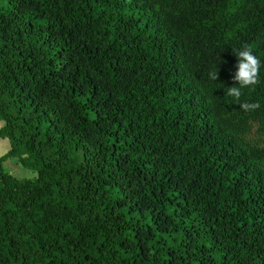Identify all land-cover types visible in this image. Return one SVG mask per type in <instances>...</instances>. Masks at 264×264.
Here are the masks:
<instances>
[{"label": "trees", "instance_id": "16d2710c", "mask_svg": "<svg viewBox=\"0 0 264 264\" xmlns=\"http://www.w3.org/2000/svg\"><path fill=\"white\" fill-rule=\"evenodd\" d=\"M0 122V264H264V0H0Z\"/></svg>", "mask_w": 264, "mask_h": 264}, {"label": "clouds", "instance_id": "9594fccd", "mask_svg": "<svg viewBox=\"0 0 264 264\" xmlns=\"http://www.w3.org/2000/svg\"><path fill=\"white\" fill-rule=\"evenodd\" d=\"M238 58L237 68L234 80L238 82L239 87L232 86L228 88V95L239 99L242 95L241 89L255 86L259 82V70L261 67L260 59L252 52L250 48H243L236 54ZM218 72H210V78L216 80ZM260 105L241 103L240 108L243 110H251L258 108Z\"/></svg>", "mask_w": 264, "mask_h": 264}, {"label": "rangeland", "instance_id": "374dc122", "mask_svg": "<svg viewBox=\"0 0 264 264\" xmlns=\"http://www.w3.org/2000/svg\"><path fill=\"white\" fill-rule=\"evenodd\" d=\"M0 124L3 125L2 122H0ZM256 139H257V136L254 135V134H251V135L248 137L247 140H248V141H251V142H254ZM3 144H6V146L9 148V143H8L7 140H0V157L3 156V155H5V153H6V152H3V149H2ZM11 159L15 160V162L17 163V166H18V167L20 168V170H21V175H20V176H16V178H17L18 180H22V179L34 180V179L36 178V174H35V173H33V172H31V171H29V170L24 169L23 167H21V166L18 164L17 160L14 159V158H10V159H8V160L5 162V164H4V172H8V171H6L5 168H7V169L9 170L10 168H13V169H14V168L16 167V164H15L14 162L9 163V164L7 165V163H8L9 160H11ZM5 165H6V166H5ZM0 175H1V173H0Z\"/></svg>", "mask_w": 264, "mask_h": 264}, {"label": "crops", "instance_id": "0c3cea01", "mask_svg": "<svg viewBox=\"0 0 264 264\" xmlns=\"http://www.w3.org/2000/svg\"><path fill=\"white\" fill-rule=\"evenodd\" d=\"M3 125H1L0 124V128L2 127ZM2 149H3V152H8L9 151V148L6 146V144H3V146H2ZM5 153V154H6ZM12 162H14L15 164H16V167L13 169V168H10L9 170L7 169V168H5L6 169V171H8L7 173H9L11 176H13L14 178H16V176H20L21 175V170H20V168L17 166V163L15 162V160H13V159H11V160H9V162L7 163V165L9 164V163H12ZM6 166V165H5ZM17 179V178H16ZM0 185H1V183H0Z\"/></svg>", "mask_w": 264, "mask_h": 264}]
</instances>
